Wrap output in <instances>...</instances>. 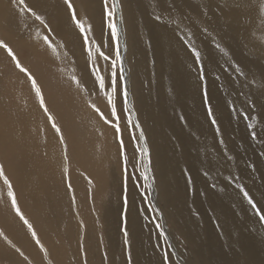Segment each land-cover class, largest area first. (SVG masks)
Listing matches in <instances>:
<instances>
[{
	"label": "rangeland",
	"instance_id": "rangeland-1",
	"mask_svg": "<svg viewBox=\"0 0 264 264\" xmlns=\"http://www.w3.org/2000/svg\"><path fill=\"white\" fill-rule=\"evenodd\" d=\"M49 1L48 0L47 1L46 0H39L37 5H34L35 0H27V3L29 5H31L32 7L34 6V8L41 15H43L45 17V19L47 20V22L49 24V27L51 28L52 33L49 32L47 29H45L44 26L39 23V21H36L34 18L28 16L27 14H25V16L19 15L18 11L15 10L16 7L12 3V0H0V6H1L0 10H1V8H3L2 9L3 13L1 12V14H0L1 15L0 17L2 18V20H0V26L2 27V28L0 27V37L2 36L3 39L8 41L13 46L14 51H16L15 48L17 49L16 52L18 53L22 64L24 66L28 67L32 71V73L37 77L38 83L40 84L42 91H43V94L45 96V101H46V104L49 108V111L55 117L57 125L61 128L62 133L64 134V137H65V144L67 145V156L65 158L64 145H62L60 143L57 133L55 132L54 129H52L51 123L47 120L46 115L44 114L42 109L39 107L38 99L35 97L34 91L30 88V83L27 81V78L24 76L23 73H20L14 67V65L11 62H9L10 59L5 57L6 54L3 52V50H0V137H1L0 138V163H3L5 165L6 174L9 176V178L13 182L14 190L17 194V200H18V203L20 205L21 211L24 213L25 217L27 219H29V221L33 224V227L36 230V232L39 233V234H37V236L39 237L40 240L41 239L44 240V238H45V241H47V239H49V236H51L50 239L52 238L51 239L52 243H59V245H60V248L58 251L59 256L64 255L66 253L70 256H74L76 254V251L81 250L80 240L82 239L84 241V247H85V251H84L85 254L84 255L87 259V264H101L100 263V262H102L101 256L104 255V252L102 249L103 246L101 247V242H99V240H101L100 238L102 237L101 235H104L105 233H107L110 225H112V226L118 225L117 226V228H118L117 233H118V230H119V233L118 234L116 233L115 235H121V234L123 235L122 231H123V228L125 227L124 198L126 195L127 201H128L127 213L129 212L128 214L126 213V215H127L126 219H127V222L129 223V224L126 223V225H127L126 227L128 229L129 227L131 228V226H132L133 229H136V231L134 230L135 235L137 236L136 242L138 243L137 245H139L141 243L140 245L142 247L139 245V248L141 250H146V251L149 250L148 253L149 254L151 253L150 256L152 255V253L156 254V256H157L156 252H158V254H159L158 264H162L161 261L164 262V264H166V263L167 264H179V263H177L178 261L176 262V256L174 255V253H176V251H174L171 248V246L168 242V241H170V239L166 235V231H165V228H166V230L169 231L168 234L172 238L173 243H174L178 253L180 254V256L184 257L183 259H185V261H187L186 263L187 264H194V263L198 264L197 260L199 259V257L193 248L192 241H190L191 240V237H190L191 233L189 234L187 232V230H185L186 232H184V228L185 227L190 228L192 225V218L191 219L189 218L190 216L192 217V211L199 214L200 217H203V215L207 216L205 208L203 206L201 207V205L198 202L199 195H200V189L198 188L199 186H197V185H200L201 182H200V178L198 176V170H197L196 163L193 159L194 155L190 156L192 150H191V145L189 143H191V142L188 140L182 139V138L180 139V137L178 135L179 133L177 132V129L170 126V125H173V119L172 118H174V117L169 112L168 108L165 107V106H167V103L170 101V97H169V95H167V94H169L168 88H167V85L169 82L165 83L166 80L168 81V79H166L162 73L161 66H160V60L157 57L158 54L156 53V50L153 48V51L151 52L153 57H155V59H156V62L154 61L155 60L154 59L151 63V65L155 69L153 67H151V65L150 66L148 65V67H144L145 63L139 62V55H140L139 53L137 54V56H138L137 58H138V64H140V65H138L137 63H134L133 58H132L133 53L135 52V50L133 49V47H134L133 41L137 36H135V34H133V33H135L134 31L136 29H135L134 23H131V20L127 19L128 17H130V14L128 12L126 13V11L124 12L125 8L123 7L124 34L121 35V33H120L119 43H120L121 55H122V59H123V65H124L125 72H124V77L118 76L117 85H116L117 91L115 94H113L112 88L109 86V84H110L109 62H105L102 58H99L95 54L97 45H101V51H104L106 54L113 52L114 45H115V41L112 40L110 33H109V30L106 27V21H105V17L103 14V0H100V1L99 0H94V1L91 0V1H89L90 3L88 2V0H84V2H83V0H72V3L74 4V6L77 10L78 17L86 23V26H88V25L91 26V31L88 32V37H89V40H90L91 46H92V52H93L92 57H89V55H88V49H87V46L85 45V43L83 41L82 34L79 32V30L76 28L75 24L69 18L70 13L67 11V8H66V11L64 9H62V11L64 10V13H66V15L64 14L65 15L64 18L62 16V18L60 19L63 22L57 23L56 21L58 20V17L56 14L54 15V12H53L54 6L51 5V8H53L51 11L49 6L47 7V5H46V4H49L50 2L52 4L57 3V2H55L54 0L53 1L51 0L50 2ZM96 1H98V3ZM43 2L45 3V5ZM60 2H62L61 5L64 6L63 8H65L66 5L64 4V0H61ZM110 2H111V0H110ZM123 4H124V2H123ZM62 6H61V8H62ZM7 10L8 11L11 10L12 11V12L10 11L11 14L14 15L15 17H13L12 15L9 16L10 12H8ZM4 11H5L6 15L4 14ZM62 11H61V13H63ZM16 15H17V17H16ZM5 16H7L6 19L4 18ZM66 16L68 17V22H66L67 21ZM9 18H10V20H7ZM26 18L28 20L27 23L25 22ZM176 18L177 17H174L173 20L177 21L179 19V18H177V19ZM192 18L194 21H197V23H199L200 26L202 25V23L198 17L193 15ZM24 19H25V21H24ZM2 21L6 22V23H8V22L11 23V24L10 23L6 24L7 28L9 27V29L5 28L6 26L3 27ZM13 21H15V24ZM119 21L120 20L118 18V11H117L116 12L117 24ZM181 21H184V19H182ZM17 22H18V24L16 25ZM69 22H71V23H69ZM53 23H55V24L62 23V25L59 26V31H62V29H63L64 32L65 31L67 32V34L69 32V29H70L69 28V24H70V27L73 26V27H71V28H73V30H74V28L76 29V30H74V32L76 34L74 33L72 35L69 33L70 35L67 36L66 33L62 32V37L64 39L61 37V35H59V33H58V39H56L57 37L55 36L56 35L55 33L57 31L54 29L55 27L51 26ZM127 23H128V25H127ZM10 25H12V26H10ZM15 25H16V27H15ZM128 26H130V27L127 30L126 27L128 28ZM184 26L187 27V25H184ZM73 30L70 29V32L71 31L73 32ZM125 31L129 34H126ZM145 31L147 34H150L148 32L147 28H145ZM11 32H12V34H11ZM15 33H17L18 37L17 36L14 37ZM53 33H54V36H53ZM45 35H47L49 37L52 44L57 48L59 55L54 53L45 44V42L43 40V37ZM131 35H134L135 37H132ZM262 35H264V33ZM73 36L77 37L78 40H74L76 38ZM213 36L215 38L214 40L216 42H218L219 38L216 37L215 33H213ZM59 37H61V38H59ZM67 37L68 38L71 37V38L68 39ZM122 37H124V39ZM15 38H17L16 39L17 41L15 40ZM130 39H131V41H130ZM249 39H250L249 40L250 43H254V42L259 40V37L257 34H254ZM56 40H58L59 43ZM66 40H69L72 42L66 43L65 42ZM73 40H74V44H73ZM60 41L61 42L64 41V42L60 43ZM69 44H72V46L75 45L74 48L72 47L73 48L72 49L70 47L71 45L69 46ZM67 46H69L70 48H68ZM39 48H41V50ZM44 48H45V50H43ZM65 48H68L71 51H67V49H65ZM129 50H131V51H129ZM137 51H138V49H137ZM45 53L46 54L49 53L52 55H49V54L46 55ZM44 56H46V57H44ZM51 56H52V58H51ZM41 57H43V58H41ZM45 58H48V59H45ZM53 58L55 59V61L52 62L51 59H53ZM82 58H83V60H82ZM129 58H130V60H129ZM41 59L44 60L45 64ZM46 60H48V61H46ZM94 61L96 63V67L98 69L99 74L103 75L104 79H105V90H103V91L100 90L98 82L95 81V76L90 71L92 66H93ZM136 61H137V59L135 60V62ZM157 61L159 62V64ZM8 62L10 63V65L8 64ZM51 62L52 63L55 62L56 64L54 63L55 65H53ZM134 64H135V66H133ZM43 65H45V66H43ZM40 66L43 68H41ZM46 66L48 69L46 68ZM77 66L80 70L77 69ZM134 67H136L137 69L136 68L134 69ZM45 68L47 70H49V68H50V70H51V71L49 70L50 73H48L49 71H47ZM53 68H55V69H53ZM138 68H139V70H138ZM140 68H142V69L140 70ZM148 68H150V69H148ZM156 69L158 70V72L156 71ZM136 70H138L139 72H137ZM147 70L149 71V73H151V71H152V74H150L151 76L147 73L148 72ZM44 71H47V73ZM40 74H41V77H40ZM43 74L46 76L49 74L47 76L48 78L46 76H44ZM144 75H146L147 78L150 76L149 78H154V79L152 81L150 79V82H149V80H148L149 78L147 79ZM55 76H57V77H55ZM90 76H91V79L89 78ZM127 76H128V78H127ZM138 76H140V77H138ZM156 76L159 78H157ZM42 77L46 78L47 81H44L45 79H43ZM49 77H51V78H49ZM72 77H77L80 80L79 87H77L76 84L73 82ZM157 79H159V80H157ZM87 81H88V83H87ZM125 81L127 83V89L132 88V91L130 89V93L128 91V93H129L128 103H129L130 107L132 105L131 109H133V111H135L136 119H135L134 113L126 112L124 110L123 83ZM160 81H162L161 84L167 90L164 87H162V85H159ZM44 83H45V85L47 83V85L45 86ZM61 83H63V84H61ZM152 83H154V84H152ZM144 84H145V87H144ZM48 85H50L51 87L48 88L47 87ZM129 86H131V87H129ZM153 86H154V88H153ZM143 87L145 89L144 91H143ZM146 87H147V90H146ZM149 87H151L152 90ZM156 88H159V89H156ZM162 88H163V90H161ZM155 89H156V91H155ZM164 89L167 92H165ZM159 90H161L160 92L162 94L159 93ZM145 91H147L146 96H149V94H150V98H148L144 95ZM153 91L156 93L158 91V94L154 93ZM163 91L165 93H163ZM143 92H144V94H143ZM130 94H131V96H130ZM141 94H143V95H141ZM151 94H153V95L155 94V96H153ZM164 94H166V96ZM109 95L114 96L117 114L119 116L118 122H119V125L121 128L122 138L124 141V151L126 152L127 157H128V164H127L128 176H127V182H126V191H125V179H124V163H123V157L121 155V150L119 147L117 134H116L114 128L110 124L104 123V121L100 118V116L90 107L91 104H95L101 110V112H103L104 116L108 120H110L112 122H116L115 117H113L111 115V106L108 104L107 97ZM156 95H158V97ZM160 95H161V98H160ZM162 95L167 97V99L166 98L163 99L164 96H162ZM144 96H145V99L148 98L149 103H147L148 101H145ZM140 97L143 99H141ZM154 97H156V99H154ZM140 99H141V101H140ZM149 99H151L152 102ZM162 99L164 101L163 104H162V102H163ZM159 100H160V102H159ZM167 100H168V102H167ZM143 102L144 103L146 102V104H147L146 105L147 107L144 106V107H146V110L143 108V106L139 107L141 104L144 105ZM158 102L160 105L159 106L155 105V107L157 106L156 107L157 109L155 108V110H157L156 111L157 115H155V113H153L155 111L153 108L154 107L153 105H154V103L158 104ZM165 103H166V105H164ZM67 104L69 105L70 108L71 107L72 108L71 109L68 108V111L66 112V109L68 107ZM151 104H152V106H150ZM66 105H67V107L65 109H63ZM70 105H73V106H70ZM76 106H77V108H76ZM148 106H149V108H148ZM160 106H161V108H160ZM151 107L153 108V110H151L152 109ZM162 107L166 109V112L162 111V110H165ZM31 108H33V109H31ZM56 108H59V109L61 108L60 111L63 110L65 114L62 113V115H60L61 113H59L57 111L58 109H56ZM75 108L77 111L75 110ZM158 111H160V112H158ZM33 112H34V114H32ZM57 112L59 113V116H58ZM72 112H73V116H72ZM162 112L164 114L165 113H168V114L164 115ZM69 113H70V115H69ZM159 113L163 114V115L161 114L163 118L160 116ZM170 114H171V116H169ZM42 115H44V116H42ZM67 116H69L71 118L67 119ZM129 116L133 122V125L137 121L139 122L140 127L144 130L145 136L147 138V144L151 149V151H150L151 152V158H153L151 171L153 173V177H154V181H155L156 198H154L153 195L151 194L152 192H151L150 181L145 182L143 180V177L141 176V172L144 171V168L146 166V161L140 157L138 148L144 147V141L139 139L140 129L134 127L133 125L128 124ZM154 116H155V118H154ZM156 116H158L157 117L158 119H156ZM164 116H167V117H164ZM168 116L172 120L171 124H170L171 120H169ZM44 117H46V118H44ZM65 117H66V119H65ZM151 117H153V118H151ZM73 118H74V120H73ZM82 118L84 120H82ZM149 118H150V120H147ZM159 118L161 121L159 120ZM167 121L169 122L170 125L167 123ZM101 122H102V125H100ZM155 122H157V124H155ZM163 122L165 124H162ZM83 123H85V124H83ZM158 124L161 126H157ZM41 125H42V127H41ZM167 126L171 127V131H170V128ZM39 129H41V130H39ZM174 129H176V130L174 131ZM166 130L170 131V133L166 132ZM175 132H177V133H175ZM43 134H45V135H43ZM152 134L155 136H153ZM33 136H35V137H33ZM169 136H171V140H170ZM49 137H50V139H49ZM134 137H136V139H134ZM163 137H165V138H163ZM206 137H208V136L206 135ZM3 138H4L5 142H4ZM37 138H39V139H37ZM155 138H157L158 141L156 139V142H155ZM172 140L179 141V142L181 140H184V141L180 142L181 146L176 149L177 151H172V149H171V143H173ZM201 140L207 141L206 138L201 139ZM46 141L48 143L49 142L50 143L46 144L47 143ZM38 142H40V143H38ZM182 144H186L187 147L185 145L183 146ZM35 146H36V148H35ZM49 146H50V149H49ZM24 147H25V149H24ZM158 147H160V148H158ZM185 147H186V149H184ZM45 148H48L49 151H48V149H46L47 150L46 151ZM32 149H34V150H32ZM25 150L28 152H25ZM35 150L37 151V153L35 152ZM55 150H57L56 153H55ZM183 151L185 152L184 154H183ZM31 152L33 154H31ZM175 152H178V153L175 154ZM8 153H10V154H8ZM37 154H39V155L37 156ZM54 154H56V155L54 156ZM182 154H183V156H182ZM91 155H92L91 158L93 159V160L91 159L92 161L90 160V157H89ZM31 156L33 158L35 157V159H33ZM47 156H48V158H47ZM58 156L60 159L58 158ZM21 157H23L22 160H21ZM53 157H55V158H53ZM50 158L54 159L55 162H53L54 160H52ZM155 158H157V159L154 161ZM47 159H49V161L51 160V162H49ZM160 159H162V162L160 161ZM89 161L94 166L92 164H89V166H88L87 163ZM174 161H180V164L177 168L173 165ZM10 162L11 163L13 162V164H11ZM18 162L21 165L17 164ZM21 162L24 165H22ZM46 163H48V164H46ZM49 166H51V167H49ZM91 168H92V171L90 170ZM93 168H95V171L97 173L96 176H94L95 174H93V173H95ZM183 169L188 170V175H190L192 177L191 181H193V182L189 183L188 175L185 174ZM58 170H60V171H58ZM43 171H45V173H47V174H44ZM47 171H49V172H47ZM176 172H180V173H176ZM171 173H172V175H171ZM47 175H48V177H46ZM51 175L56 176V177H53ZM49 176H51V177H49ZM98 176L101 177V179H103V180H100V178ZM166 176L168 178H170L171 180H168V182H167L166 180L168 178L166 179ZM95 177L96 178L98 177L97 180ZM175 178L177 179V181L174 180ZM48 179L49 180L52 179V180H50V183H49ZM64 179H66V180H64ZM164 179H166L165 182H164ZM184 179H186V181H184ZM158 180L160 182L166 183V185L161 184L160 182H158ZM179 180H180V182L178 183ZM53 181H54V183H53ZM96 181H99V182H97V184H96ZM55 182L57 183V185L55 184ZM59 182L62 183L61 184L62 186L59 184ZM169 182H170V184H168ZM174 182H176V184ZM196 182H197V184H196ZM46 183H48L49 185ZM69 183L71 184V189H69V187H68ZM85 183L87 185H83ZM88 183L92 187H88L89 186ZM177 183H178V185H177ZM34 184H36V185H34ZM99 184H101L102 186L100 185V187H98ZM77 185H79L80 188H79V186L77 188ZM158 185H159V187H158ZM163 185L167 186V187H164V189H163ZM84 186H86L88 189L85 188ZM161 186H162V190L160 188ZM189 186H190V189H188ZM52 187H53V189H52ZM39 188H40V190H39ZM46 188H47V190H46ZM158 188H160V190H158ZM85 189H87V190L85 191ZM165 189L167 190V194H166ZM173 189L175 190V192ZM177 189H181L182 191L178 190L179 191L178 194H175L177 192ZM77 190H79L80 193ZM35 191H37V193ZM99 191H100V194H99ZM195 191H197V192H195ZM0 192H1L0 193V217H3V218H0V231H4L3 233L4 234L6 233L5 235H7V232H8V234H9L8 237H11V235H13V233L15 232L14 226L16 224V225H18L17 226V232H15L14 235H16L17 233L26 235L25 236L26 239L27 238L31 239V243H32L31 246L33 245L35 247L36 244L33 243L35 241L32 238L27 227L23 224L22 221H20L19 217H17L15 215L14 210L11 209L10 201H9V198L7 197V194H6L7 189H6V186L3 184L2 180H0ZM180 192H181V194H180ZM47 193H49V194H47ZM101 193H103V195ZM163 193H164V195H163ZM36 194H38V195H36ZM88 194H91L92 196L91 195L89 196ZM169 194H171V195H169ZM63 195L65 198L64 200H63V198H61ZM79 195L82 197H85V198H83L84 200H82V197H79ZM87 195L90 198H87L86 197ZM178 195L180 196V198L178 197ZM73 196L75 197L74 202L72 199ZM185 197H187V198H185ZM169 198H171V200ZM173 198L176 199L177 202H176V200L174 201ZM101 199L103 200V202ZM131 199H133V200H131ZM180 199H181V201H179ZM61 201L63 203L62 205H64V204H66V205L62 206L60 203ZM137 201H139V202H137ZM134 202H137L138 204L140 203L139 207L137 205H133ZM90 203H91V205H90ZM1 204L3 207L1 206ZM157 204H158V206H157ZM31 205L32 206L35 205V206H33L34 208ZM173 205H174V207H173ZM116 206H118V208ZM132 206H134V207H132ZM31 207L33 209H31ZM114 207L116 209H118V210H116L118 212V214L117 213L112 214L111 211H112V208H114ZM168 207L171 209H169ZM134 208H135V210H134ZM138 208L140 211H137ZM180 208L184 209V211H181ZM108 210L109 211L111 210V211L109 212ZM2 211L4 213H2ZM5 211H6V213H5ZM104 211H105V213H104ZM172 212H173V214H172ZM174 212H176V213H174ZM76 213H78V216L80 218L81 217L83 218V219L82 218L81 219L83 220V222H85L84 225L86 226L87 230L82 231V229H81L80 232H79V229L77 230V228H78L77 226H79V223L77 221ZM138 213H140V214H138ZM3 214H5L7 216H5V215L2 216ZM132 214H133V217L135 214L134 218H132V216H131ZM136 214H138V215L136 216ZM175 214H176V216H175ZM183 214L185 216H183ZM4 217H6L8 220ZM113 217L114 218L119 217L120 219H118V218L114 219ZM179 217L183 218V219H180ZM15 218H17V219H15ZM139 218H140V220H139ZM146 218H147V220H146ZM176 218L178 221L176 220ZM2 219H5V220H2ZM48 219H49V222H51V223L47 222ZM141 219H143L142 220L143 222H141ZM42 220H44V221H42ZM138 220L141 222V224H139L140 222ZM5 221L6 222L9 221L10 223L8 222V224H7ZM37 222H39L38 223L39 225L37 224ZM40 222H44V223H40ZM100 222H102V223L100 224ZM145 222H147V223H145ZM181 222H184V223H181ZM87 223H88V225H87ZM113 223H115V224H113ZM108 224H110V225L107 226ZM135 224L140 225V227H139L140 230L137 229L138 226H136ZM184 224H186V225H184ZM101 225H102V227H101ZM150 225H152V226L150 227ZM157 225H160V227H157ZM164 225H165V227H164ZM40 226H41V228H39ZM141 226H142V228H141ZM147 228H150V229L153 228V229L149 230ZM2 229H4V230H2ZM42 229H44V230H42ZM146 229L149 231V234H148V232H146L147 231ZM13 230H14V232H13ZM39 230H40V232H39ZM45 230H47L48 232ZM120 230H121V232H120ZM182 231L184 232L183 234H181ZM136 232L138 234H136ZM208 232H210V230H208V228H207V230L204 229V233H205L204 238H207L206 234ZM96 233H98V234L100 233V235H97ZM156 233H158L160 235H157ZM75 234L76 235L78 234L77 237H79V240H77L75 238V236H76ZM81 234L83 237L81 236ZM27 236H29V237H27ZM99 236H101V237L99 238ZM138 236L139 237L142 236L143 239H141V240L139 239V241H137ZM156 236H157L158 240H157ZM57 238L59 240H57ZM209 238H210V236H209ZM144 239L147 240V242ZM150 239L151 240L153 239L154 242H152ZM160 239H161V241H160ZM163 242H165L166 244H164ZM22 243L20 245L21 251L24 252V250H22V249H25V246L27 245L26 248L29 250L25 249L26 251L24 252V254L27 255L29 258L33 257V256H31V254L32 255L34 254V256H35V253H33V247L31 248L30 245H28V244L24 245ZM65 243L69 246L67 251H64V249L66 247ZM123 243H122V246L124 248L125 244H123ZM6 244H7V242L3 239V237H0V245L2 247L3 246L5 247ZM72 244H73V247H72ZM22 245H23V248H22ZM105 246H108L107 242H106ZM206 246H207V248H206ZM145 247H146V249H145ZM218 247L220 248V243H218ZM11 249H13V248H11ZM206 249L207 250L209 249L207 243H205V250ZM167 250L168 251L170 250L169 253L167 252ZM30 252H32V253L30 254ZM38 252H40V251H38ZM166 252H167V261L165 262V259H164L165 255L164 254ZM40 253H42V252H40ZM161 253L163 254V256L161 255ZM17 254L18 253H16V255ZM42 255H43L42 257L45 258L44 253ZM171 256H173L175 259ZM17 257L19 259L17 258L18 262H16V264H21V263L22 264H28V261H24L23 258H21L20 256H17ZM170 258H173V259L170 260ZM20 259H22V260H20ZM221 260H222V257L218 259L219 262H222ZM170 261L171 262L173 261V263H171ZM174 261H175V263H174ZM25 262H27V263H25ZM3 264H14V263L6 261Z\"/></svg>",
	"mask_w": 264,
	"mask_h": 264
},
{
	"label": "bare ground",
	"instance_id": "bare-ground-1",
	"mask_svg": "<svg viewBox=\"0 0 264 264\" xmlns=\"http://www.w3.org/2000/svg\"><path fill=\"white\" fill-rule=\"evenodd\" d=\"M54 1L57 3L52 4L50 2L49 4H46V5H47V7L49 6L51 11L53 9V8H51V5H53L54 6V10H53L54 15L56 14L58 17V20H59L58 21L54 17L57 20V21L56 20L55 21L57 23L63 22L60 19L62 18V16L64 18V16L66 15V13H64V10L66 11V7L63 8L64 6L61 5L62 4V2H60L61 0L60 1L54 0ZM89 1H91V0H88V2ZM122 1L124 2L125 5L123 4ZM38 2H39V0H35L34 5H37ZM83 2H84V0H83ZM96 2L98 3V1H96ZM174 2H175V7L171 9V14H169L168 6L173 3V0H119V3L122 7V19H121V11L119 9L117 11H118V18L120 20L118 22V27H119L121 35L124 34L123 7L125 8L124 12L126 11V13L128 12L130 14V17H128L129 16L128 15L127 19H130L131 23H134V26L136 29L135 30L133 28L135 30L134 31L135 33H133V34H135V36H137L133 41L134 47L132 46L133 49L135 50V52L133 51L134 53H133V57H132L134 63L138 64L137 54L139 53L140 54L139 55V62L145 63L146 65L144 64V67H148V65L150 66L152 61L155 59V57H153L151 52L153 51V48L156 50V53L158 54L157 57L160 60V66H161L162 73L165 76V78L168 79V81L166 80L165 83L169 82L167 85L169 94H167V93L166 94L169 95L170 101L168 102V100H167L168 103H167V106H165V107L168 108L169 112L174 117V118H172L174 126L170 125L172 120L170 119L169 116H171V114L168 116L169 120H171L170 124L168 121H167V123L171 127H174L177 129V132L179 133L178 135H179L180 139L182 138V139L188 140L192 143V144L189 143L191 145V150H192L190 156L194 155L193 159L196 163L197 170H198V176H199L200 182H201L200 185H197V186H199L198 188L200 189V195H199L198 202L201 205V207L203 206L205 208L207 216L203 215V217H200L199 214L192 211V217L191 216L189 217L190 219L192 218V225L190 228L185 227L186 229L183 227L184 232H186L185 230H187V232L189 234L191 233L190 234V237H191L190 241H192L193 248L199 257V259L197 260L198 264H264V223L258 222V218L253 213L251 207L247 204V201L243 198V195L240 191V186H242L245 190L249 191V194L252 195L256 201L264 204V155H262V153H264V35H262L264 33V20L256 18V10H257V8H264V0H250V15L253 17L251 26L248 25V22L246 20H243L240 16H238L234 12H231V13L228 12L227 9H224V14H221L220 9L217 7V5H223L225 3V0H174ZM228 2H231V0H228ZM59 4L62 6V8ZM44 5H45V3H44ZM2 9L3 8H1V10H0V14L2 12ZM62 9H64V10L62 11ZM15 10L17 11V9H15ZM5 11H4V14H5ZM10 11L11 10H9L8 12H10ZM61 11L63 13H61ZM11 12H10V14L8 13L9 16L12 15ZM153 13H162L163 17H164V22L163 23L157 22L154 19ZM193 15H195L196 17L199 18V20L202 23L201 26L199 23H197V21L193 20V18H192ZM12 16L15 17L14 15H12ZM16 17H17V15H16ZM174 17H177L179 19L177 21H174L173 20ZM4 18L6 19L7 16H5ZM66 19H67V21L66 20L65 21L68 22V17ZM182 19H184L185 22L181 21ZM0 20H2V18ZM7 20H10V18ZM24 21H25V19H24ZM13 22L15 24V21H13ZM25 22L26 23L28 22L27 18H26ZM8 23H10V22H8ZM8 23L2 21L3 27L6 26V24H8ZM69 23H71V22H69ZM17 24H18V22L16 23V25ZM12 25H10V26H12ZM16 25H15V27H16ZM61 25H62V23H60V24L53 23L51 25L52 27H55L54 29L57 31L55 33L56 34L55 36L57 37L56 39H58V33L62 37V32H64V30L62 28H61L62 31H59V26H61ZM127 25H128V23H127ZM177 25H178V27H177ZM184 25H187V27ZM71 27H73V26H71ZM71 27L69 24V28L73 30V28H71ZM129 27L130 26H128V28L126 27V29L128 30ZM205 27L208 28L207 33H205L203 31V29ZM5 28H7V26ZM145 28H147V30L150 34L146 33ZM7 29H9V27ZM70 29H69L68 34L66 31L64 32L67 34V36L70 34L73 35L75 33L74 32V30H76L75 28H74L73 32L71 31L72 33L70 32ZM126 31H125V33L129 34ZM213 33H215L216 37L219 38L218 43H220L221 46L226 50L227 55H225L223 52L219 51L216 48L215 45L217 42L214 40L215 38L213 36ZM11 34H12V32H11ZM15 34H14V37L15 36L18 37L17 33H15ZM254 34L258 35L259 40L254 42V43H250L249 38ZM53 36H54V33H53ZM131 36L135 37L134 35H131ZM61 37H59V38H61ZM73 37H75V36H73ZM0 38H2V36ZM69 38H71V37H69ZM75 38L76 39H74V40H78L77 37H75ZM122 38L124 39V37H122ZM16 39L17 38H15V40ZM74 40H73V44H74ZM186 40L190 41L192 46L201 52V59H202V62L204 64V67H205L204 75H205L207 90L209 93V103L213 106L214 115L217 117L218 123L220 125V129H221L220 134H217L215 132V128L212 126L210 119L207 116L206 105H205V102L203 99V91H202L203 84L198 79L197 71H196L197 65L195 63L194 56H193L190 48L188 47V43H186ZM56 41L58 42V40H56ZM130 41H131V39H130ZM63 42L60 41V43H63ZM65 42L71 43L72 41L66 40ZM69 46L71 48L72 47L74 48L75 45L72 46V44H69ZM69 46H67V47L70 48ZM68 48H65V49H67V51H71ZM39 49L41 50V48H39ZM137 49H138V51H137ZM15 50L17 51L16 48H15ZM43 50H45V48ZM129 51H131V50H129ZM47 54H49V53H47ZM49 55H52V54H49ZM44 57H46V56H44ZM41 58H43V57H41ZM51 58H52V56H51ZM45 59H48V58H45ZM53 59H51L52 62L55 61V59L54 60ZM136 59H137V61L135 62ZM82 60H83V58H82ZM129 60H130V58H129ZM42 61L44 62V60H42ZM46 61H48V60H46ZM154 61L156 62V59ZM9 62H11V61H9ZM9 62H8V64L10 65ZM54 63H52V64L55 65L56 63L55 64ZM44 64H45V62H44ZM158 64H159V62H158ZM237 64L240 65L241 70L243 72V75H240L239 73H237L234 70L235 65H237ZM138 65H140V64H138ZM43 66H45V65H43ZM133 66H135V64ZM151 67H153V66L151 65ZM41 68H43V67H41ZM46 68H47V66H46ZM135 68L136 67H134V69ZM53 69H55V68H53ZM77 69L80 70L78 68V66H77ZM141 69L142 68H140V70ZM148 69H150V68H148ZM49 70H50V68H49ZM49 70H47V71H49ZM138 70H139V68H138ZM138 70H136V71L139 72ZM47 71H44V72L47 73ZM50 71L48 73H50ZM156 71L158 72L157 69H156ZM147 73L150 75V74H152V71H151V73H149V71ZM41 74H40V77H41ZM146 75H144V76L146 77ZM44 76H46V75H44ZM55 77H57V76H55ZM138 77H140V76H138ZM49 78H51V77H49ZM89 78L91 79V76ZM127 78H128V76H127ZM157 78H159V77H157ZM43 79H45L44 81H47L46 78H43ZM150 79L152 81L154 78H149L148 79L149 82H150ZM157 80H159V79H157ZM161 82L162 81L159 82L160 83L159 85H162ZM87 83H88V81H87ZM61 84H63V83H61ZM152 84H154V83H152ZM44 85H45V83H44ZM46 85H47V83H46ZM154 86H153V88H154ZM47 87L50 88L51 86L48 85ZM129 87H131V86H129ZM144 87H145V84H144ZM144 87H143V91L145 90ZM162 87H164V86L162 85ZM149 88L151 89V87H149ZM130 89L132 91V88H130ZM130 89H128L129 93H130ZM156 89H159V88H156ZM156 89H155V91H156ZM165 89H164V91L167 92L166 91L167 89L166 90ZM146 90H147V87H146ZM161 90H163V88ZM161 90H159V93H161L160 92ZM164 91H163V93H165ZM146 93H147V91H145V94L143 92V94L145 96L147 95ZM154 93H156V92H154ZM131 94H130V96H131ZM143 94H141V95H143ZM156 94H158V91ZM166 94H164V95L166 96ZM151 95H153V94H151ZM164 95H162V96H164ZM145 96H144V99H145ZM153 96H155V94ZM156 96L158 97V95H156ZM165 96L163 97V99L164 98L167 99V97H165ZM146 97L150 98V94H149V96H146ZM148 98H146L145 101H148ZM160 98H161V95H160ZM141 99H143V98H141ZM141 99H140V101H141ZM154 99H156V97H154ZM163 99H162V101H163ZM149 100L152 102L151 99H149ZM159 102H160V100H159ZM159 102H158V104L154 103V105H153L154 110L157 107V106L155 107V105H158V106L160 105ZM147 103H149V101ZM163 103H164V101L162 102V104ZM143 104L144 105L139 104L140 105L139 107L143 106V108L146 110V107H147L146 102L145 103L143 102ZM152 104L150 106H152ZM253 104L255 105L254 108L252 107ZM67 105L63 109H65L67 107ZM164 105H166V103ZM70 106H73V105H70ZM144 106H146V107H144ZM131 107H132V105H131ZM68 108H70L69 105L66 109V112L68 111ZM76 108H77V106H76ZM76 108H75V110H76ZM148 108H149V106H148ZM153 108L151 110H153ZM160 108H161V106H160ZM233 108L235 109V111H233ZM31 109H33V108H31ZM56 109H58L57 111L59 113H61L60 115H62V113H64L63 110L60 111L61 108L60 109L56 108ZM163 109H165V108H163ZM156 111L157 110H155L153 112V113H155V115H157ZM162 111L166 112V109L162 110ZM131 112L135 114V111H133V109ZM158 112H160V111H158ZM59 113H58V116H59ZM32 114H34V112ZM161 114H160V116L162 117V115L164 113L162 115ZM165 114H168V113H165ZM69 115H70V113H69ZM42 116H44V115H42ZM72 116H73V112H72ZM246 116H250L251 119H246ZM157 117L158 116H156V119H158ZM164 117H167V116H164ZM181 117H183V119H181ZM44 118H46V117H44ZM69 118H71V117L67 116V119H69ZM151 118H153V117H151ZM154 118H155V116H154ZM65 119H66V117H65ZM135 119H136V114H135ZM73 120H74V118H73ZM82 120H84V119L82 118ZM147 120H150V118ZM159 120H160V118H159ZM83 124H85V123H83ZM155 124H157V122H155ZM162 124H165V123L163 122ZM249 124L253 125L254 127L249 128L248 127ZM100 125H102V122L100 123ZM157 126H161V125L158 124ZM170 126H167V127H169L170 131H171ZM41 127H42V125H41ZM176 129H174V131ZM39 130H41V129H39ZM170 131L166 130V132H169V133H170ZM177 132H175V133H177ZM253 133H255L256 139L252 138ZM43 135H45V134H43ZM206 135L208 137H206ZM153 136H155V135H153ZM33 137H35V136H33ZM169 137L171 140V136H169ZM163 138H165V137H163ZM205 138L207 139V141L201 140V139H205ZM37 139H39V138H37ZM49 139H50V137H49ZM156 139L157 138H155V142H156ZM221 139H223V144L220 143ZM3 140H4V138H3ZM157 141H158V139H157ZM172 141H173V143H171V149H172V151H177L176 149L181 146L180 142L184 141V140H181L180 142L174 141V140H172ZM4 142H5V140H4ZM38 143H40V142H38ZM49 143L47 142L46 144H49ZM182 145L183 146L185 145L187 147L186 144H182ZM186 147L184 149H186ZM35 148H36V146H35ZM158 148H160V147H158ZM24 149H25V147H24ZM46 149H48V148H45V150ZM49 149H50V146H49ZM49 149H48V151H49ZM32 150H34V149H32ZM149 150L151 151L150 147H149ZM56 151L57 150H55V153H56ZM25 152H28V151L25 150ZM35 152L37 153L36 150H35ZM176 153H178V152H175V154ZM184 153L185 152L183 151V154ZM8 154H10V153H8ZM31 154H33V153L31 152ZM183 154H182V156H183ZM38 155L39 154H37V156ZM55 155L56 154H54V156ZM89 157L91 160L92 155ZM22 158L23 157H21V160H22ZM47 158H48V156H47ZM53 158H55V157H53ZM58 158H59V156H58ZM33 159H35V157ZM50 159H52V158H50ZM156 159L157 158H155L154 161ZM47 160L49 161V159H47ZM52 160H54V159H52ZM160 161L162 162V159H160ZM49 162H51V160ZM53 162H55V160ZM11 164H13V162ZM17 164L21 165L19 162ZM46 164H48V163H46ZM89 164H92V163L89 161L87 163V165L89 166ZM179 164H180V161H174L173 162V165L176 168L179 166ZM22 165H24V164L22 163ZM49 167H51V166H49ZM95 168H93L94 171H95ZM90 170L92 171V168ZM58 171H60V170H58ZM183 171H184V169H183ZM43 172H44V174H47V173H45V171H43ZM47 172H49V171H47ZM176 173H180V172H176ZM205 173H207V175H205ZM93 174H95L94 176H96V174H97L96 171ZM53 175H51V176H53ZM171 175H172V173H171ZM51 176H49V177H51ZM46 177H48V175ZM53 177H56V176H53ZM149 177H150L149 181L151 183V192H152L151 194L153 195L154 198H156L155 181H153L151 179L153 177L152 171L149 172ZM97 178H96V180H97ZM99 178H100V180H103V179H101V177H99ZM167 178L168 177L166 176V179ZM166 179H164V182ZM50 180H52V179H50ZM50 180H49V183H50ZM64 180H66V179H64ZM168 180H171V179L168 178L166 181L168 182ZM174 180L177 181L176 178ZM184 181H186V179H184ZM97 182H99V181H96V184H97ZM158 182H160V181L158 180ZM170 182L168 184H170ZM179 182H180V180L178 181V183ZM191 182H193V181H191ZM53 183H54V181H53ZM160 183L166 185V183H163V182H160ZM174 183L176 184V182H174ZM178 183H177V185H178ZM36 184H34V185H36ZM46 184H48V183H46ZM55 184L57 185L56 182H55ZM59 184L61 185L62 183L59 182ZM196 184H197V182H196ZM83 185H87V184L85 183ZM88 185H89L88 187H92V186H90L89 183H88ZM100 185L101 184H99L98 187H100ZM213 185L215 187H213ZM78 186L79 185H77V188H78ZM53 187H52V189H53ZM84 187L87 188L86 186H84ZM158 187H159V185H158ZM164 187H167V186L163 185V189H164ZM79 188H80V186H79ZM160 188L162 190V186ZM160 188H158V190H160ZM87 189H85V191ZM181 189H177V192L175 194H178V192H179L178 190H181ZM188 189H190V186L188 187ZM39 190H40V188H39ZM46 190H47V188H46ZM77 191H79V190H77ZM35 192L37 193V191H35ZM174 192H175V190H174ZM195 192H197V191H195ZM49 193H47V194H49ZM79 193H80V191H79ZM99 194H100V191H99ZM101 194L103 195V193H101ZM166 194H167V190H166ZM180 194H181V192H180ZM36 195H38V194H36ZM88 195L90 196L91 194H88ZM88 195L86 197L90 198V197H88ZM163 195H164V193H163ZM169 195H171V194H169ZM82 196L79 195V197H82ZM178 197L180 198L179 195H178ZM61 198H63V200H64L65 199L64 195ZM83 198H85V197H82V200H84ZM185 198H187V197H185ZM169 199L171 200V198H169ZM176 199H174V201ZM131 200H133V199H131ZM179 201H181V199ZM102 202H103V200H102ZM137 202H139V201H137ZM137 202H134L133 205H137L139 207L140 203L138 204ZM176 202H177V200H176ZM60 203H61V205L63 204L62 201ZM64 205H66V204H64ZM64 205H62V206H64ZM90 205H91V203H90ZM1 206H2V204H1ZM33 206H35V205H33ZM157 206H158V204H157ZM32 207H31V209L34 208V207L33 208ZM116 207L118 208V206H116ZM132 207H134V206H132ZM173 207H174V205H173ZM114 208H112V211L111 210L110 211L112 212V214H116V213L118 214V212L116 211L118 209H116V208L114 209ZM182 208H180L181 211H184V209H182ZM169 209H171V208H169ZM134 210H135V208H134ZM137 211H140L139 208ZM262 211H264V208H262ZM2 213H4V212L2 211ZM5 213H6V211H5ZM104 213H105V211H104ZM174 213H176V212H174ZM138 214H140V213H138ZM138 214H136V216ZM172 214H173V212H172ZM4 215L5 214H3L2 216H4ZM5 216H7V215H5ZM131 216H132V218H134L135 214H134V217H133V214ZM175 216H176V214H175ZM183 216H185V215L183 214ZM76 217H77V221L79 223V226H77L78 227L77 230L79 229V232L81 231V229H82V231L87 230L86 226L84 225L85 222H83V220H82L83 218L81 217L82 218L81 219L78 216V213H76ZM0 218H3V217H0ZM4 218H6V217H4ZM115 218L120 219L119 217H115ZM15 219H17V218H15ZM143 219H141V222H143L142 221ZM180 219H183V218H180ZM2 220H5V219H2ZM139 220H140V218H139ZM146 220H147V218H146ZM176 220H177V218H176ZM42 221H44V220H42ZM8 222L9 221H7L6 223L8 224ZM47 222H49V219ZM141 222L139 224H141ZM38 223L39 222H37V224ZM40 223H44V222H40ZM49 223H51V222H49ZM101 223L102 222H100V224ZM145 223H147V222H145ZM181 223H184V222H181ZM113 224H115V223H113ZM127 224H129V223L127 222ZM87 225H88V223H87ZM109 225L110 224H108L107 226H109ZM184 225H186V224H184ZM17 226L18 225H16V224L14 226L15 232H17ZM41 226L39 228H41ZM117 226L116 225L115 226L110 225L109 230L107 231V233H105L106 235L105 234L101 235L102 237L99 236V238L101 237L100 238L101 240H99V242H101V247L103 246L102 247L103 252H104V254L107 253V260L104 259V255L101 256V261H102V262H100L101 264H127V246H125L124 248L122 246V243L124 242V236L122 234L121 235H115L117 233V229H118ZM136 226H138L137 229L140 230V228H139L140 225H136ZM151 226L152 225H150V227ZM101 227H102V225H101ZM164 227H165V225H164ZM141 228H142V226H141ZM207 228H208V230H210V232H208L206 234L207 238H204V235H205L204 229L207 230ZM147 229L152 230L153 228L152 229L147 228ZM2 230H4V229H2ZM40 230H39V232H40ZM42 230H44V229H42ZM127 230L129 233L128 239H129L130 246H131L132 264H158V256H159L158 252H156L157 256H156V254H153V253L150 256L151 253L150 254L148 253L149 250L148 251L141 250L139 248V245L141 243L139 242L140 244L137 245L138 243L136 242V237H137L135 235L136 229H133V227L131 226V228L129 227ZM45 231H47V230H45ZM165 231H166V235L170 239V241H168V242H169L171 248L174 251H176V253H177V254L174 253V255L176 256V262L178 261L177 263H179V264H187L186 263L187 261H185V259H183L184 257L180 256V254L178 253V251H177V249L173 243L172 238L168 234L169 231H167L166 228H165ZM13 232H14V230H13ZM120 232H121V230H120ZM146 232H148V234H149L148 230ZM184 232L182 231L181 234H183ZM14 233H13V235H11V237H8L9 234L7 232L6 236L17 247L20 248L21 247L20 245L22 242H23L22 244H24V245L28 244L31 246L32 243H31L30 238L26 239V237H25L26 235L19 234V233H17L18 235L17 234L14 235ZM118 233H119V230H118ZM122 233H123V231H122ZM37 234H39V233H37ZM96 234L100 235V233L99 234L96 233ZM136 234H138V233L136 232ZM156 234L160 235L158 233H156ZM77 236H78V234L75 236V238L77 240H79V237H77ZM81 236H82V234H81ZM209 236H210V238H209ZM27 237H29V236H27ZM50 237L51 236H49V239H47V241H45V238H44V240L43 239L40 240L41 243L44 245L45 249H47V251H48V255L47 256L44 255L45 258L42 257L43 252L40 253L41 250L39 249V247L37 245H35V247L33 245L31 246V248L33 247V253H35V256H34V254L32 255L31 254L32 252H30L31 256H33V257H31V258L28 257L29 261H31V264H87V259L84 255L85 254L84 253V251H85L84 241L82 239L80 240L81 250L76 251V254L74 256H70L67 253L59 256L58 251H59L60 245H59V243H52V241H51L52 238L50 239ZM156 238H157V236H156ZM105 239L106 240L108 239V240L106 241ZM139 239L141 240V239H143V237L138 236L137 241H139ZM161 239H160V241H161ZM57 240H59V239L57 238ZM157 240H158V238H157ZM145 241L147 242V240H145ZM151 241L154 242L153 239ZM106 242H107L108 246H105ZM165 242H163V243L166 244ZM33 243H35V242H33ZM205 243H207V245L209 247L208 250L207 249L205 250ZM218 243H220V248L218 247ZM1 245H0V264L5 263L6 261H9L11 263L16 264V262H18L17 256H19V255L18 254L16 255L15 250L11 249L7 244L5 245V247L4 246L2 247ZM26 246H25V249H27ZM72 247H73V244H72ZM22 248H23V245H22ZM68 248H69V246L66 244L64 251H67ZM206 248H207V246H206ZM25 249H22V250H24V252H25L26 251ZM145 249H146V247H145ZM27 250H29V249H27ZM38 251H40V252H38ZM169 251L167 250L168 253H169ZM161 255L163 256L162 253H161ZM171 257H173V256H171ZM218 257L219 258L222 257V260H221L222 262L218 261V259H219ZM21 258H23V257H21ZM173 258H170V260ZM20 260H22V259H20ZM25 263H27V262H25ZM161 263L164 264V262H162V261H161ZM171 263H173V261ZM174 263H175V261H174Z\"/></svg>",
	"mask_w": 264,
	"mask_h": 264
},
{
	"label": "snow or ice",
	"instance_id": "snow-or-ice-1",
	"mask_svg": "<svg viewBox=\"0 0 264 264\" xmlns=\"http://www.w3.org/2000/svg\"><path fill=\"white\" fill-rule=\"evenodd\" d=\"M12 3L16 7L18 14L19 15H25L27 14L28 16L34 18L36 21H39L41 25L44 26L45 29H47L49 32H51V28L49 27V24L45 17L41 15L34 7L30 6L27 3V0H12ZM64 4L66 5V8L68 12L70 13V19L72 22L75 24L76 28L79 30V32L82 34L83 41L85 45L87 46L88 49V55L89 57L93 56L92 52V46L91 42L88 37V32L91 31V26L88 25L86 26V23L82 21L78 17L77 10L72 3V0H64ZM175 7V2L173 0V3L168 6V11L169 14H171V9ZM217 7L220 9L221 14H224V9H227L228 12H234L238 16H240L243 20H246L248 22V25L251 26L253 17L250 15V0H231V2H228V0H225V3L223 5H217ZM121 11V19H122V7L119 3V0H103V14L105 17L106 21V27L109 30L110 36L112 40L115 41L114 49L113 52L106 54L104 51H101V45L96 46V55L99 58H102L105 62H109L110 66V84L109 86L112 88L113 94L116 93L117 88V80L118 76L119 77H124V65H123V59L121 55V48H120V30L118 27V24L116 22V12L117 10ZM154 19L157 22L163 23L164 22V17L162 13H153ZM256 18H259L261 20H264V8H257L256 10ZM178 27V25H177ZM205 33L208 32V28L205 27L203 29ZM43 40L45 44L57 55H59V52L57 48L52 44L51 40L47 35L43 37ZM186 43H188V47L190 48L194 59L195 63L197 65L196 71H197V76L198 79L202 82L203 84V99L206 105V111H207V116L210 119V122L212 126L215 128V132L217 134H220L221 129L220 125L218 123L217 117L214 115V110L213 106L209 103V93L207 90L206 86V81H205V67L201 59V52L196 49L195 47L192 46L190 41L186 40ZM216 48L223 52L225 55H227L226 50L221 46L220 43H216ZM0 50H3V52L6 54V57L10 59L11 63L14 65V67L20 72L23 73L24 76L27 78V81L30 83V88L34 91L35 97L38 99L39 102V107L42 109L44 114L47 117V120L51 123L52 129L55 130L59 137V141L62 145H64L65 148V158L67 156V145L65 144V137L64 134L62 133L61 128L57 125L55 117L51 114L49 111V108L46 104L45 101V96L43 94L42 88L40 84L38 83L37 77L32 73V71L24 66L21 62V59L19 58V55L16 51H14L13 46L6 41L3 38H0ZM234 70L239 73L240 75H243V72L241 70L240 65H235ZM91 73L95 76V81L98 82L99 88L101 91L105 90V79L104 76L99 74L98 69L96 67L95 61L93 62V66L91 68ZM73 82L76 84L77 87L80 85V80L77 77H72ZM128 89H127V83L126 81L123 83V101H124V110L126 112H131L132 109L129 106L128 103ZM108 104L111 106V115L115 117L116 122H112L108 120L103 112L95 105L91 104L90 107L100 116V118L104 121L106 124H110L118 138L119 142V147L121 150V155L123 157V163H124V179H125V191H126V182H127V176H128V169H127V164H128V157L126 152L124 151V141L122 138V133H121V128L119 125V116L117 114V109H116V104L114 101V96L109 95L107 97ZM252 107L254 108L255 105L253 104ZM233 111L235 109L233 108ZM183 119V117H181ZM246 119H251L250 116H246ZM128 124L133 125V122L129 116L128 118ZM134 127L139 128V139L144 141V147L143 148H138L139 155L140 157L146 161V166L144 168V171L141 172V176L143 177V180L145 182H148L150 177H149V172L151 171V166H152V158H151V152L149 150L148 144H147V138L145 136L144 130L140 127L139 122L137 121L134 125ZM249 128H253L254 126L249 124ZM252 138L256 139L255 133L252 134ZM136 139V137H134ZM221 144H223V139L220 141ZM264 155V153H262ZM185 174L188 175V170H184ZM207 175V173H205ZM154 181V177L151 178ZM0 180H2L3 184L6 186L7 189V197L9 198L10 201V206L11 209L14 210L15 215L19 217L20 221L23 222V224L27 227L28 231L30 232L32 238L35 241V244L39 247L41 252L44 253L45 256L48 255L47 249H45L44 245L41 243L39 237L37 236V232L33 227V224L27 219L24 215V213L21 211L20 205L17 200V194L14 190L13 182L9 178V176L6 174L5 171V165L3 163H0ZM188 181L191 183V176L188 175ZM69 189H71V184L69 183L68 185ZM213 187H215L213 185ZM240 191L243 195V198L247 201V204L251 207L253 213L255 216L258 218V222L264 223V211H262V208H264V204L261 202H258L254 199L252 195L249 194V191L245 190L242 186H240ZM73 202L75 201V197H72ZM127 196L125 195L124 198V205H125V227L123 228V236H124V244L127 246V264H132V255H131V246L129 242V233L126 227L127 219H126V213H127ZM155 210V209H154ZM157 227H160V225H157ZM0 237H3V239L7 242V244L15 250L16 253L19 254L20 257H23L24 261H28V264H31V261H29L28 256L24 254L23 251L19 247H17L4 233L3 231H0ZM104 259L107 260V253L104 254ZM165 262L167 261V253H165Z\"/></svg>",
	"mask_w": 264,
	"mask_h": 264
}]
</instances>
